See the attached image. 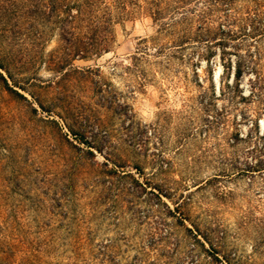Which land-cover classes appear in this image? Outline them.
Instances as JSON below:
<instances>
[{
	"label": "rangeland",
	"instance_id": "1",
	"mask_svg": "<svg viewBox=\"0 0 264 264\" xmlns=\"http://www.w3.org/2000/svg\"><path fill=\"white\" fill-rule=\"evenodd\" d=\"M104 1L76 22L0 0V264H264V34L220 21L236 80L218 51L157 53L143 0Z\"/></svg>",
	"mask_w": 264,
	"mask_h": 264
},
{
	"label": "trees",
	"instance_id": "2",
	"mask_svg": "<svg viewBox=\"0 0 264 264\" xmlns=\"http://www.w3.org/2000/svg\"><path fill=\"white\" fill-rule=\"evenodd\" d=\"M59 1L58 10L65 13L69 19L76 17V22L89 16L92 17V13H97L96 11H100L102 17L107 14L108 8L104 0H101L103 9L98 7L99 0H56L55 6ZM119 2L123 5L121 13L125 15L129 11L125 9L124 5L136 3L134 0ZM143 2L148 5L147 9L151 18L158 22L156 32L170 36L172 41V44L167 48L158 46L157 53L166 50L164 55L168 58L174 56L181 59L184 57L192 59L193 54L196 53L197 60H204L208 65L218 51L222 74L229 73L232 69L233 78L236 80L241 77L246 60L234 52L232 54L235 59L232 61L231 52L224 46L227 44V40L232 39L235 34L231 30L225 29L220 21L228 22L234 21V19L244 21L242 31H244L245 25H248L250 29L246 33L242 32L243 36L253 32L264 34V0H248V3L239 7L236 0H143ZM72 8H74V13H72ZM104 19L108 18L104 16ZM96 29L88 32V36L81 32L83 34H79L80 38L76 37V44H78L76 55L78 57L105 51L109 43L114 40L108 22H102ZM155 39L152 37L149 40ZM143 49H147L145 45L140 48V52L146 53ZM228 84L229 82H226V86ZM252 170H258V168Z\"/></svg>",
	"mask_w": 264,
	"mask_h": 264
}]
</instances>
